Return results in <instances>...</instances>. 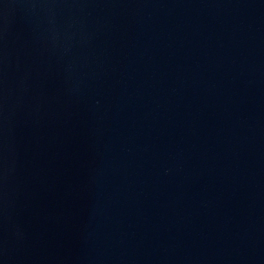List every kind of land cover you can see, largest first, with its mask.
<instances>
[{"label":"water","instance_id":"1","mask_svg":"<svg viewBox=\"0 0 264 264\" xmlns=\"http://www.w3.org/2000/svg\"><path fill=\"white\" fill-rule=\"evenodd\" d=\"M0 264H264V0H0Z\"/></svg>","mask_w":264,"mask_h":264}]
</instances>
